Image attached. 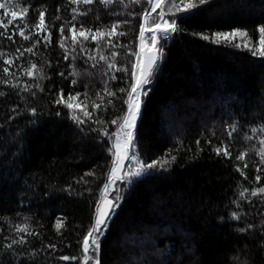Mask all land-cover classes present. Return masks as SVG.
Here are the masks:
<instances>
[{"label": "trees", "instance_id": "16d2710c", "mask_svg": "<svg viewBox=\"0 0 264 264\" xmlns=\"http://www.w3.org/2000/svg\"><path fill=\"white\" fill-rule=\"evenodd\" d=\"M14 3L17 10L28 7L29 12L24 19L15 21L8 32H12L16 23L20 26L27 23L30 27L26 34L31 31L40 37L34 25L38 10L44 8L45 22L52 33L51 43L45 47L41 38L38 54L34 56L24 51L33 40H23L17 31L14 43L0 38V50L11 54L19 48L24 52L10 66L11 72L22 81L32 82L19 68L22 63L27 66L30 59L44 65L50 80L42 81L45 91L36 90V97L0 84V91L7 93L0 97V249L11 242L6 238H18L14 225L27 222L39 233L28 238L27 250L39 249L48 243L57 245L55 250L40 253L41 259L47 252L52 253L45 264H83L82 240L92 223L94 202L104 182L102 174L107 172L111 160L106 151L110 142L91 134L85 137L87 125L82 131L64 116H55L56 110L66 115L67 109L51 101L63 87L65 98L69 91L73 94L80 91L83 103L90 105L93 100L99 103L96 93L108 77L102 75L106 68L104 61H99L97 56L93 67V62L80 53L76 66L90 75L82 76L80 86L74 89L72 77H68L72 61L63 59L65 53L58 43L59 28L71 21L73 7L78 13H88L83 17L77 13V30L81 23L85 29H95L110 26L117 19H131L133 26L120 29L128 35L120 37L118 43L131 44L138 50L142 19L139 14L143 7L128 0H124L127 8L120 0H113L110 5L100 0L79 5L72 4L71 0H14ZM132 12L137 16H129ZM178 23L182 31L174 33L168 41L151 91L143 98L137 131V143L145 162L163 157L168 149H172L171 154L177 159L166 169H156L151 175L135 178L133 184L123 189L124 198L113 210L100 236L101 264H234L231 257L237 250L245 253L251 264H264V246H261L264 234L259 227L264 219V203L259 197H252L249 203L250 193H245V198L239 197L243 188L264 185V164L256 154L264 135L260 131L264 127V58L252 56L243 48L216 44L192 35L241 27L249 32L244 39L258 44L256 26L264 23V0H212L192 10ZM68 26L66 24V35H70ZM235 42H241V38H235ZM86 46L90 54H96L95 42L88 41ZM118 51L119 60L123 62L126 50ZM104 54L110 56L109 50L105 49ZM133 61L134 57L129 64ZM61 71L67 79L59 75ZM84 85H88L90 98L87 100L83 97ZM123 86V82H111L113 89ZM116 103L119 106V101ZM14 105L19 106L17 110L21 115L6 122V117L13 115ZM27 106L37 108L38 119L25 111ZM89 111L97 114L91 107ZM100 114L105 120H111L119 112L109 106L107 112ZM31 119H36V123H29ZM234 122L236 129L232 131L228 126ZM252 127L258 131L253 133ZM229 131H232L231 136ZM216 147L221 150L227 147L231 157L217 156ZM245 149L249 150L245 156L247 168L244 161L236 160ZM237 164L247 178L236 170ZM90 171L100 178L85 176L89 184L76 183ZM257 174L261 175L259 182L255 181ZM68 184L83 195L70 194L65 190ZM123 184L118 182L117 186ZM89 187L91 193L85 191ZM237 199L239 207L231 203ZM230 211L246 214L240 221H230ZM58 216L66 218L61 234L54 228ZM221 216L225 217L223 221ZM24 217L30 219L25 221ZM246 224L257 227L246 233L234 230ZM62 255L81 259L61 261L58 257Z\"/></svg>", "mask_w": 264, "mask_h": 264}, {"label": "snow or ice", "instance_id": "6c2138e0", "mask_svg": "<svg viewBox=\"0 0 264 264\" xmlns=\"http://www.w3.org/2000/svg\"><path fill=\"white\" fill-rule=\"evenodd\" d=\"M100 2L110 5L113 3V0H100ZM211 2L212 0H128V3L138 4L143 7L142 13L139 14L142 19L139 23L137 37L138 50H134L131 44L118 43L120 37L128 35L126 31H121L120 29L125 26H133L131 19H117L110 26L102 25L95 29H85L81 23L79 26L80 30H77L78 9L73 7L71 9L73 13L71 21L60 25L58 43L65 53L63 59L69 60L71 58V71L68 73V77H72L71 84L73 88L75 89L80 86V78L82 76L90 75V73L81 72L76 66V60L80 53L86 55L88 60L93 62V67L97 63V56L99 61H104L106 68L102 75L108 77L102 81L103 88L96 93L100 101L99 103L95 100L91 101L90 105L83 103L80 100L82 96L80 91H75L74 94L73 91H69L67 98H65L63 87L59 88L56 97L51 101L52 104L63 106V108L67 109L66 115L60 110H56L55 116H64L77 129L82 131L85 125H87V132L84 133L85 137L91 134L96 139L105 140L106 138V142H110L106 151L111 155V160L107 166V172L102 174L104 182L103 186L99 189V198L94 202L92 223L82 240L81 255L83 264H101L100 236L104 234V228L107 227V219L113 210L119 207V201L124 198L123 189L133 184L135 178L151 175L153 170L156 169H166L177 159L175 155L171 154L172 149H168L163 157L145 162L137 143L138 119L142 114L143 98L147 97L151 91V84L159 72L160 62L166 55L168 41L171 40L174 33L182 31L178 21L184 19L187 14H191L192 10H198L201 6H206ZM71 3L75 5L81 3L91 4L93 0H71ZM120 3L124 4V0H120ZM124 7L127 8V4H124ZM157 9L160 10L158 13ZM28 12V7L17 10L14 0H0V29H2L0 30V38L14 43L15 34L18 31L19 36L23 40H33L31 46L24 51L35 56L38 54L36 50L37 45L41 43V38L45 43V47L51 43L52 39V33L45 22L46 9L41 8L38 10V17L34 25L35 33H39L40 37H37L31 31L26 34V29L30 27L27 23L23 26L16 23L12 28V32H8L9 27L13 26L15 21L24 19ZM153 13L157 14L153 15ZM78 14L81 17L88 15L86 12H79ZM129 16L135 17L137 13H129ZM55 18L57 20L60 19L59 16ZM6 19L7 22H5ZM66 24L69 25L67 31L70 35L65 34ZM256 30L258 32V44L245 40L244 38L249 36V32L247 28L241 27H231L229 31L218 30L209 34L192 33V35L200 36L201 39L216 44L225 43L235 48H243L248 50L252 56L264 58V23H259L256 26ZM237 37L241 38V42L234 43ZM88 41L95 42V55L90 54V50L86 46V42ZM105 49L109 50L110 56L104 54ZM118 49L126 50L123 62L119 60L121 53ZM23 55L24 52H20L19 48L11 54L0 50V59H2L3 63V67L0 68V84L8 85L12 89H19V92H27L32 97H36V90H39V92L45 91L42 81L50 80V77L45 73L43 64L38 65L31 59L27 62V66L22 63L19 68L23 76L30 78L32 82L22 81L20 77H17L11 72L10 66ZM133 57L134 61L129 64V60ZM48 66H51L50 63ZM59 75L65 79L68 78L65 77L63 71ZM112 81L123 82L125 86L113 89L111 87ZM84 88L83 97L87 100L90 98L88 85H84ZM19 92L17 93L18 95ZM6 95V92L0 91V97ZM20 99H25V97L20 96ZM117 101H119V106L116 103ZM109 106H111L113 111L119 112V114L111 120H105L100 113L101 111L107 112ZM89 107L96 110L97 114L94 115L92 111H89ZM18 108V105L12 107L11 111L13 115L7 116L6 122L21 115L17 110ZM25 111L30 112L32 117L38 119L36 107L27 106ZM29 123H36V119L29 120ZM113 127L115 131H112ZM228 127L232 131H235L236 123L234 122ZM232 131H229V136L232 135ZM251 131L256 133L258 129L252 127ZM260 131L264 132V127ZM245 139H249V137H245ZM209 143L211 142L209 141ZM259 143L260 148L256 154L260 158V163L264 164V135L261 136ZM197 145H199V140H197ZM214 151L217 156L231 157L232 155L227 150V147L223 150L216 147ZM248 151V149H245L236 156L237 161H244V168L248 167V163L245 161ZM236 170L247 178L246 173L240 168L239 164H237ZM259 171L260 167L257 165V172L259 173ZM85 176L96 177V173L94 171L86 172L84 176L76 180V183L79 184L83 181L84 184H89L90 181L85 179ZM99 178L96 177V179ZM255 181H261V175L257 174ZM118 182H124V184L118 187ZM65 190L70 194L74 192L77 196L83 195V192L76 191L72 184H68ZM85 191L91 193L92 189L89 187ZM245 193H250L249 197H247L249 203H252V197H259L261 203H264V185L251 189L243 188L239 193V197L245 198ZM231 203L237 205V207L240 206L239 199L233 200ZM244 214L246 213L230 211L228 219L230 221H240ZM17 215L20 214L18 213ZM4 219L8 220L7 217H4ZM29 219L30 217H24L25 221ZM65 219L59 216L56 218L54 228L57 234H61L65 226ZM224 219L225 217H220V220L223 221ZM256 227L254 224H246L245 227H237L234 230L238 233H246L249 230H255ZM259 227L261 233L264 234V219L261 220ZM13 231L18 238H6L10 239L11 242L4 244L3 248L0 249V264H45V261L48 260V257L52 253L47 252L43 259H41L40 253L46 251V249L55 250L57 247L55 243H48L46 246L42 245L39 249L33 247L29 251L26 249L29 243L28 238L33 235H39V233L31 228L27 222L15 224ZM261 246H264V241H261ZM21 257H25V259L22 260ZM58 259L61 261H78L81 258L75 255H62ZM231 259L234 264H251L249 257L240 250H237Z\"/></svg>", "mask_w": 264, "mask_h": 264}, {"label": "rangeland", "instance_id": "374dc122", "mask_svg": "<svg viewBox=\"0 0 264 264\" xmlns=\"http://www.w3.org/2000/svg\"><path fill=\"white\" fill-rule=\"evenodd\" d=\"M159 11H160V10H159V9H157V13H158ZM157 13H153V15H154V14H157Z\"/></svg>", "mask_w": 264, "mask_h": 264}, {"label": "water", "instance_id": "95a60500", "mask_svg": "<svg viewBox=\"0 0 264 264\" xmlns=\"http://www.w3.org/2000/svg\"><path fill=\"white\" fill-rule=\"evenodd\" d=\"M142 109H143V107H142ZM110 218H111V215H110V217L107 219V222H108V220H110Z\"/></svg>", "mask_w": 264, "mask_h": 264}, {"label": "bare ground", "instance_id": "6f19581e", "mask_svg": "<svg viewBox=\"0 0 264 264\" xmlns=\"http://www.w3.org/2000/svg\"><path fill=\"white\" fill-rule=\"evenodd\" d=\"M139 120V119H138Z\"/></svg>", "mask_w": 264, "mask_h": 264}]
</instances>
